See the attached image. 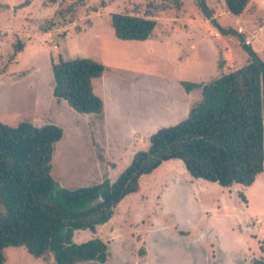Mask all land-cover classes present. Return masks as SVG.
Listing matches in <instances>:
<instances>
[{"label": "rangeland", "instance_id": "1", "mask_svg": "<svg viewBox=\"0 0 264 264\" xmlns=\"http://www.w3.org/2000/svg\"><path fill=\"white\" fill-rule=\"evenodd\" d=\"M24 1L0 0V121L59 126L63 136L55 144L50 173L70 190L113 182L134 153L148 148L149 131L183 120L197 92L185 95L183 82L205 83L246 64L247 40L264 62V0H250L238 18L223 0H205L218 24L240 36L218 38L194 0H178V7L176 0H56L62 10L72 9L62 19L37 12L38 4L13 19L11 8ZM163 7L172 13L166 19ZM124 11L161 12L162 23L144 41H122L113 35L109 15ZM182 12L193 19L188 33L180 29ZM169 19L175 24H167ZM16 39L26 47L12 57ZM190 40L196 49L187 47ZM74 57L105 66L104 74L91 80L103 103L101 120L52 96L51 63ZM218 57L224 61L220 69ZM95 236L108 244L104 264H224L227 255L253 252L257 238L264 237V169L251 187L223 188L190 177L178 160L166 161L140 178L138 192L120 202L106 225L94 235L78 232L74 241ZM3 256L2 264H53L23 248L9 247Z\"/></svg>", "mask_w": 264, "mask_h": 264}, {"label": "trees", "instance_id": "2", "mask_svg": "<svg viewBox=\"0 0 264 264\" xmlns=\"http://www.w3.org/2000/svg\"><path fill=\"white\" fill-rule=\"evenodd\" d=\"M194 1L216 36L240 37L218 24L205 0ZM44 2L28 4L25 0L11 8L13 19L20 10L28 14L37 4V12L48 14V18L62 19L65 10L72 11L71 6L62 10L56 0ZM175 3L180 5L178 0ZM223 3L226 11L238 18L250 0ZM161 10L164 13L168 8ZM161 12H112L113 35L122 41H144L153 35ZM250 45L242 44L248 58L241 67L205 83L183 82L187 93L194 88L199 91V99L183 120L152 133L148 148L134 153L113 182L104 179L73 190L62 187L50 173L62 129L54 124L36 126L27 120L15 126L0 121V264L9 247L23 248L35 259L50 257L53 264H104L108 244L97 236L76 242L75 234L90 231L94 235L111 220L125 197L138 192L140 178L166 161L178 160L190 177L223 188L251 187L264 169V62ZM25 47L20 39L12 42V57ZM223 65L218 57L216 67ZM50 69L51 93L56 100L79 114L102 119L103 103L93 93L91 80L104 74V65L84 57L59 58ZM258 243L263 252L264 241ZM251 264H264V256L252 259Z\"/></svg>", "mask_w": 264, "mask_h": 264}, {"label": "crops", "instance_id": "3", "mask_svg": "<svg viewBox=\"0 0 264 264\" xmlns=\"http://www.w3.org/2000/svg\"><path fill=\"white\" fill-rule=\"evenodd\" d=\"M172 13H170L169 12V10H167V11H165L164 13H163V15H164V17H165V19H166V17H168V16H170ZM180 16H181V18H182V20H184L183 21V23H182V25H180V29L184 32V33H188L187 32V29H188V25H192L193 26V19H192V17H191V15H189V16H187V14H185L184 12H182L181 14H180ZM161 15L157 18V25H160L162 22H161ZM174 19V18H173ZM173 19H169V22L167 23V24H175V21L173 20ZM192 21V22H191ZM212 32H213V37H215L214 35H216L215 33H216V30L214 29V28H212ZM190 33V32H189ZM220 36V35H219ZM218 35L215 37V38H218L219 37ZM202 38H203V36H202ZM201 41H200V39H198V43H200ZM252 43V42H251ZM250 43V44H251ZM187 47H189L190 49H196V46H197V42H195V41H189L187 44ZM98 93V92H97ZM188 94H190V92L189 93H187V94H185V95H188ZM98 96V95H97ZM100 96H102V95H100ZM103 97V96H102ZM189 98V97H188ZM197 99H199V91L197 90V92H196V95H195V100H194V102H196V100ZM193 102V103H194ZM104 103H105V99H104ZM188 103V102H187ZM192 102L190 103V106L193 104ZM189 106V104H187V106H186V109L187 108H189L188 107ZM106 105L104 106V108H105V110H106ZM106 112V111H105ZM183 113H184V111H183ZM186 114H188V111L186 110V112H185ZM187 116V115H186ZM157 124V123H156ZM155 125V122H152V125H150L149 126V128L151 129L153 126ZM160 128H161V126H159ZM159 127H157L158 129H159ZM149 129V130H150ZM157 129H155L154 131H149L150 133H154L155 131H156ZM257 227L256 228H258L259 230H262L263 229V227H262V223H260V222H257V225H256ZM256 234H258V233H256ZM259 235V234H258ZM258 237V236H257ZM261 240H264V237L262 238V237H258L257 238V245L254 247V251L253 252H250V253H248L249 252V250L247 249L246 250V252H244V254L242 255V256H239V257H233L232 255H227V260H226V262L224 263V264H251V260L252 259H257V258H260V257H262V256H264V251L262 252L261 250H260V248H259V241H261ZM213 255H214V253H213ZM213 259H215V256H214V258ZM214 264H218V263H216V262H214Z\"/></svg>", "mask_w": 264, "mask_h": 264}, {"label": "built area", "instance_id": "4", "mask_svg": "<svg viewBox=\"0 0 264 264\" xmlns=\"http://www.w3.org/2000/svg\"><path fill=\"white\" fill-rule=\"evenodd\" d=\"M239 33H242V29H239ZM248 44H250L249 40L246 41V45H248Z\"/></svg>", "mask_w": 264, "mask_h": 264}]
</instances>
